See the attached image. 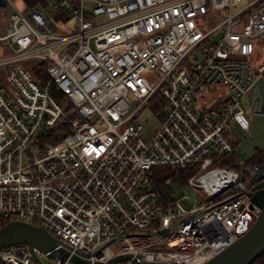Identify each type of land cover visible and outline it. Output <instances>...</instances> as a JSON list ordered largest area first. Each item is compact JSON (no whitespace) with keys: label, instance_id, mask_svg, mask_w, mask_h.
<instances>
[{"label":"built area","instance_id":"obj_1","mask_svg":"<svg viewBox=\"0 0 264 264\" xmlns=\"http://www.w3.org/2000/svg\"><path fill=\"white\" fill-rule=\"evenodd\" d=\"M6 2L0 226L21 220L53 233L67 254L55 264H205L252 227L262 211L252 179L264 163L238 166L232 131L250 129L246 100L264 114V0ZM148 108L156 128L140 121ZM60 122L61 141L36 142ZM156 165L175 169L167 185L195 169L187 183L206 199L164 206ZM205 178L210 188L227 183L213 192ZM43 256L16 244L0 249V264H46Z\"/></svg>","mask_w":264,"mask_h":264},{"label":"water","instance_id":"obj_2","mask_svg":"<svg viewBox=\"0 0 264 264\" xmlns=\"http://www.w3.org/2000/svg\"><path fill=\"white\" fill-rule=\"evenodd\" d=\"M1 7H7L6 0H0ZM254 192L251 201L261 208V213L252 227L244 233L236 242L223 252L212 258L205 264H252L264 251V169L252 179ZM241 193L235 195L238 197ZM189 216L187 219H191ZM171 234V229L166 228L161 231L162 236ZM16 244H27L37 248L42 253L52 258H64V250L60 248V241L53 233L41 228L38 225L14 220L0 228V249ZM129 256L120 257L117 261L126 260ZM135 264H168L158 262H134Z\"/></svg>","mask_w":264,"mask_h":264},{"label":"rangeland","instance_id":"obj_3","mask_svg":"<svg viewBox=\"0 0 264 264\" xmlns=\"http://www.w3.org/2000/svg\"><path fill=\"white\" fill-rule=\"evenodd\" d=\"M14 2L17 5V7L19 8L23 7L22 0H14ZM243 4L244 2H241L235 9L240 8L241 6H243ZM12 9L13 8L11 5L7 7L0 6V32L4 30L3 27H5ZM217 14L219 15L218 12ZM218 22H219V18L213 21H209L208 23H203L204 30L207 31L211 29ZM73 24H74V20H70L67 22L68 26H73ZM213 39L217 40V36H214ZM8 52H9V48L7 47V45L3 42H0V56H4L8 54ZM3 74H4V70L0 69V79H2L1 76ZM2 81L3 83H5L4 79H2ZM244 107L246 110V115L248 116L250 120V123H251L252 118L254 117L257 118V122H256L257 126H255V130L253 131L251 130L247 132H241L239 131V129H236V128L234 130L235 131L234 135L235 133L236 135L235 136L233 135V136L237 140L238 145H241V146H238L237 153H238L239 158L242 161L250 159L256 150L255 148H260L264 151V120L259 118L260 116H263L264 114H261V115L253 114V116H251L250 113L252 112H251L249 100H246L244 102ZM195 109L197 108L195 107ZM150 111H151V108L146 109L141 114L140 121L141 122L147 121L150 127L156 128L160 125V121L154 118ZM168 188H169V192H170L172 199L174 201L176 200L180 201V203L187 208H190L194 204H197L198 200H200L201 202L204 201L207 196L206 193H204L200 187L190 186L187 183V179L182 180L181 178L178 177V175L173 178V180L168 185ZM123 245L124 243H121V242L113 243L112 249L119 250L121 247H123ZM42 259L46 264H55L57 261L56 258L47 257V256H43Z\"/></svg>","mask_w":264,"mask_h":264},{"label":"trees","instance_id":"obj_4","mask_svg":"<svg viewBox=\"0 0 264 264\" xmlns=\"http://www.w3.org/2000/svg\"><path fill=\"white\" fill-rule=\"evenodd\" d=\"M25 3L30 6L34 7L40 3L41 0H23ZM259 56L260 54L255 52L253 57ZM194 58H191L189 60V64L192 65L194 62ZM38 70H33V74L35 76H38ZM160 98H156L152 103H151V108L156 112L158 105L161 103ZM158 116H160L158 114ZM68 132V125L65 123L60 122L55 126L54 128H51L49 130L44 131L37 137V143L40 144L41 146H46L49 144H54L62 140V138L67 134ZM231 159H233L238 166L244 165H255V164H260L264 163V151L260 149H256L253 156L245 161H242L239 159V157L236 155L235 152H233ZM175 169L171 166L165 165H156L153 168V176L151 177V181L156 184V186L159 188V191L162 195V203L164 206L169 207L172 206L174 203V200L172 199L168 185L165 184V181L169 179L170 177L175 175ZM195 172V169L192 168H183L180 169L178 172V177L181 178L182 180L188 179L193 173ZM176 175V176H177ZM233 195V194H231ZM223 200V199H221ZM12 220L9 219L5 221L0 228L4 227L6 224L11 222ZM252 264H264V251L260 254V256L252 263Z\"/></svg>","mask_w":264,"mask_h":264},{"label":"crops","instance_id":"obj_5","mask_svg":"<svg viewBox=\"0 0 264 264\" xmlns=\"http://www.w3.org/2000/svg\"><path fill=\"white\" fill-rule=\"evenodd\" d=\"M3 28H5V27H3ZM257 53H261L259 50H257L256 51ZM254 53H255V51L251 54V56L249 57V61L255 66L261 59H262V54H260L259 56H256L255 55V57H253V55H254ZM263 53V52H262ZM259 85H260V90H261V96H262V102H263V106H264V77L263 78H261L260 79V82H259ZM251 108V107H250ZM251 112H252V109H251ZM253 112L252 113H250V115L251 116H253ZM255 115V114H254ZM260 119H263L264 120V115L263 116H260L259 117ZM253 119V120H252ZM251 119V123H250V129H249V131H253V130H255V126H257V124H256V122H257V118L256 117H254V118H252ZM235 128L236 129H239V131H241V132H247V131H243L238 125H234L233 126V131H232V140H233V143H234V152L236 153V155L238 156V151H237V149H238V146H241V145H238V143H237V140L235 139V135H236V133H235V135H234V130H235ZM234 135V136H233ZM255 149H260V148H255ZM260 150H262V149H260ZM239 157V156H238ZM240 159V158H239Z\"/></svg>","mask_w":264,"mask_h":264},{"label":"bare ground","instance_id":"obj_6","mask_svg":"<svg viewBox=\"0 0 264 264\" xmlns=\"http://www.w3.org/2000/svg\"><path fill=\"white\" fill-rule=\"evenodd\" d=\"M209 180H210V178L204 179V182L207 185V187H209L212 184V182ZM226 183H227V180H220V183L217 186H212L211 188L210 187L209 188L213 192H218L220 189H222V187H224L226 185Z\"/></svg>","mask_w":264,"mask_h":264}]
</instances>
